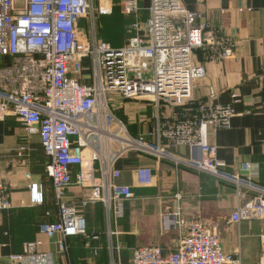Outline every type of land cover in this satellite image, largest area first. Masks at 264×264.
Here are the masks:
<instances>
[{"label": "built area", "instance_id": "2783aa9c", "mask_svg": "<svg viewBox=\"0 0 264 264\" xmlns=\"http://www.w3.org/2000/svg\"><path fill=\"white\" fill-rule=\"evenodd\" d=\"M119 7L133 22L125 28L122 47L114 49L98 34L99 19L112 14L109 0H0V121L15 118L27 140L37 133L54 195L56 221L39 225L38 233L48 239L58 235L62 256L69 238L98 241V235L87 233L82 211L101 203L108 220L122 216V205L133 194L120 183L122 172L116 166L130 155L168 161L175 169L225 182L238 203L252 195L230 221H264V189L256 181V166L243 163L238 172H229L208 142L210 131L230 128L237 101L194 107L192 96L195 81L206 75L194 52L208 48L216 55L212 60H224L232 56L234 44L209 29L182 0H149L144 23L137 20L138 0H120ZM123 101L152 103L154 128L131 136L114 113ZM161 106L173 109L169 116L160 117ZM26 145L18 147L19 157ZM179 147L188 149V156L175 155ZM153 180L150 168L136 169L139 187ZM73 187L88 193L72 197ZM28 189L31 203L41 205V193L34 185ZM10 207L0 181V213ZM175 216L177 229L185 231L178 245L167 254L158 246L135 248L128 264H241L224 252L214 226L187 221L179 211ZM41 246L39 240L25 242L10 261L53 264ZM107 249L108 264H119V248L109 243Z\"/></svg>", "mask_w": 264, "mask_h": 264}, {"label": "crops", "instance_id": "0c3cea01", "mask_svg": "<svg viewBox=\"0 0 264 264\" xmlns=\"http://www.w3.org/2000/svg\"><path fill=\"white\" fill-rule=\"evenodd\" d=\"M112 14L99 22L110 31H125L133 19L121 14L120 0H109ZM184 7L197 13L209 29L234 44L232 56L212 60L216 56L208 48L194 52V61L206 75L194 83L193 100L215 105H234L235 117L227 130L209 132L208 142L217 148L216 159L229 172H238L243 163L256 166V181L264 189V0H182ZM149 0H138L139 22L148 19ZM4 64L10 61L3 59ZM196 107V106H194ZM173 109L162 107L160 117ZM128 133L136 137L154 128L156 109L148 101H123L114 109ZM27 143V152L17 155L20 145ZM179 157L188 156V149L176 148ZM45 157L37 133L26 139L19 122L13 118L0 121V181L9 197L10 209L0 213V264H14L12 255L22 252V244L39 240L40 251L49 253L53 264H108L107 247L119 248V264H128L131 251L138 247L158 246L167 254L173 250L185 231L176 227V212L187 221L202 220L214 226L225 253L240 259L241 264H264V221H240L234 224L231 215L238 205L233 187L208 175L196 173L168 161L130 155L120 160V183L131 187L133 197L122 205V216L107 219L101 203L88 205L82 215L89 234L98 241L87 243L82 237L66 240L67 253L60 255L58 235L51 239L38 233L39 225L56 221L54 195L45 173ZM150 168L154 180L148 187H139L135 171ZM77 169L74 170V176ZM29 179H26V175ZM28 185L42 195V204L33 205ZM88 193L77 187L70 196L79 198ZM175 195L181 199L176 200ZM49 213V216L46 214ZM109 232L114 235L108 236Z\"/></svg>", "mask_w": 264, "mask_h": 264}, {"label": "rangeland", "instance_id": "374dc122", "mask_svg": "<svg viewBox=\"0 0 264 264\" xmlns=\"http://www.w3.org/2000/svg\"><path fill=\"white\" fill-rule=\"evenodd\" d=\"M100 28L101 30L99 31V36L107 41L110 46L114 49H118L122 47L124 44V40L127 38V33L125 31H110L108 30V27H106L103 22H100Z\"/></svg>", "mask_w": 264, "mask_h": 264}, {"label": "trees", "instance_id": "16d2710c", "mask_svg": "<svg viewBox=\"0 0 264 264\" xmlns=\"http://www.w3.org/2000/svg\"><path fill=\"white\" fill-rule=\"evenodd\" d=\"M105 41V40H104ZM107 42V41H106ZM197 105V104H196ZM196 105H194V106H196Z\"/></svg>", "mask_w": 264, "mask_h": 264}]
</instances>
